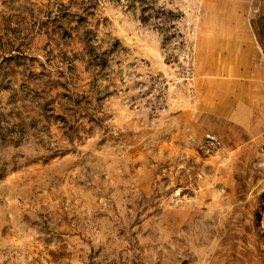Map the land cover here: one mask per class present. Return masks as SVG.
Returning a JSON list of instances; mask_svg holds the SVG:
<instances>
[{
	"label": "rangeland",
	"instance_id": "rangeland-1",
	"mask_svg": "<svg viewBox=\"0 0 264 264\" xmlns=\"http://www.w3.org/2000/svg\"><path fill=\"white\" fill-rule=\"evenodd\" d=\"M69 1L0 0V264H264V139L208 149L181 80L202 0Z\"/></svg>",
	"mask_w": 264,
	"mask_h": 264
},
{
	"label": "crops",
	"instance_id": "crops-1",
	"mask_svg": "<svg viewBox=\"0 0 264 264\" xmlns=\"http://www.w3.org/2000/svg\"><path fill=\"white\" fill-rule=\"evenodd\" d=\"M193 41L195 120L219 139H264V0H202ZM222 142V141H221Z\"/></svg>",
	"mask_w": 264,
	"mask_h": 264
},
{
	"label": "trees",
	"instance_id": "trees-1",
	"mask_svg": "<svg viewBox=\"0 0 264 264\" xmlns=\"http://www.w3.org/2000/svg\"><path fill=\"white\" fill-rule=\"evenodd\" d=\"M68 4L70 5V6H75V7H77L80 11H82V13H83V16H80L79 18H80V21H81V23H80V27H82L83 26V24L84 23H86V21H87V19H88V17L89 16H91V14L92 13H89V10L92 8V6H91V4H92V2L90 1V0H88V1H81L80 3H77V2H74L73 0H70L69 2H68ZM87 6V7H86ZM61 7L64 9V10H66L67 9V7L68 6H65V5H61ZM80 27H77V29H79ZM80 40V42L82 43V44H84V48L86 49V50H88L87 51V56H88V58H89V60L90 61H93L94 59H95V55H93V53H92V51L90 50V45H89V42L88 41H86L85 39H82V38H80L79 39ZM91 63V65H93V63L92 62H90ZM45 78H48L49 76H47V75H43ZM44 85V84H43ZM57 85H62V84H60V83H57ZM45 86H46V88H49L46 84H45ZM62 87H64V85H62ZM52 88H54V87H52ZM65 88V87H64ZM44 94H46V90L44 89L43 91H42ZM70 99H69V101H72V107H73V109H74V107H76V106H78V100L76 99V98H73V97H69ZM41 99V105H39V107H48L49 105H53L54 104V102H53V100L54 99H47V98H45V97H41L40 98ZM60 108H62L61 106H60ZM61 110H63V109H61ZM50 111H54L53 109H51ZM44 118V120H45V122H46V125L48 126L49 124H50V122L52 121V120H54L55 118L54 117H52V119H49L48 117H43ZM60 118V117H59ZM62 118V117H61ZM65 122V121H64ZM78 129H79V127H70V130L75 134L76 132H78Z\"/></svg>",
	"mask_w": 264,
	"mask_h": 264
},
{
	"label": "built area",
	"instance_id": "built-area-1",
	"mask_svg": "<svg viewBox=\"0 0 264 264\" xmlns=\"http://www.w3.org/2000/svg\"><path fill=\"white\" fill-rule=\"evenodd\" d=\"M181 68V80L185 83L191 84L194 81V52L192 45L186 48V53L184 55V61ZM204 144L208 149L213 150H216L220 147V141L218 138L215 135L209 133L204 135Z\"/></svg>",
	"mask_w": 264,
	"mask_h": 264
}]
</instances>
